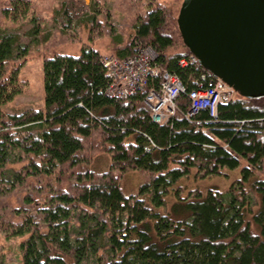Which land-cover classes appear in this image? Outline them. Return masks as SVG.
Listing matches in <instances>:
<instances>
[{
	"label": "trees",
	"instance_id": "trees-1",
	"mask_svg": "<svg viewBox=\"0 0 264 264\" xmlns=\"http://www.w3.org/2000/svg\"><path fill=\"white\" fill-rule=\"evenodd\" d=\"M134 3L123 18L106 0L64 1L50 22L29 13L31 0L0 5L15 24L0 25V234L20 238V264H264V97L228 93L214 115L189 114L188 93L216 77L191 59L177 2ZM67 44L77 52L58 50ZM140 45L183 84L165 122L144 102L159 75L125 97L106 92L104 51L123 58ZM31 53L43 104L5 112ZM230 171L224 189L180 183Z\"/></svg>",
	"mask_w": 264,
	"mask_h": 264
},
{
	"label": "water",
	"instance_id": "water-1",
	"mask_svg": "<svg viewBox=\"0 0 264 264\" xmlns=\"http://www.w3.org/2000/svg\"><path fill=\"white\" fill-rule=\"evenodd\" d=\"M177 24L199 65L240 95L264 97V0H182Z\"/></svg>",
	"mask_w": 264,
	"mask_h": 264
},
{
	"label": "built area",
	"instance_id": "built-area-1",
	"mask_svg": "<svg viewBox=\"0 0 264 264\" xmlns=\"http://www.w3.org/2000/svg\"><path fill=\"white\" fill-rule=\"evenodd\" d=\"M156 56L152 47L140 45L135 48L133 54L123 58L103 55L101 62L107 72L106 92L115 97L128 96L142 88L150 76H160L158 88H150L144 95V102L150 110L151 119L161 123L176 111V97L183 90V84L175 74L159 69L155 63ZM191 59L196 60L194 56ZM231 92L232 89L219 78L207 88L190 91L189 114L199 108L207 107L210 114L214 115L222 95Z\"/></svg>",
	"mask_w": 264,
	"mask_h": 264
},
{
	"label": "rangeland",
	"instance_id": "rangeland-1",
	"mask_svg": "<svg viewBox=\"0 0 264 264\" xmlns=\"http://www.w3.org/2000/svg\"><path fill=\"white\" fill-rule=\"evenodd\" d=\"M6 0H0V5ZM64 1H71V0H31V11L32 10L36 13H41L43 17L51 19V14L53 9L57 8L60 4ZM80 1V0H77ZM87 2L89 0H86ZM134 1L137 0H106L109 2V6L112 11V16L118 17L121 16L123 18L125 13L128 9L126 8L133 4ZM165 1V0H164ZM173 1L174 3L177 2L176 6H180L182 0H167ZM132 2V3H131ZM135 4V3H134ZM136 5V4H135ZM137 6V5H136ZM140 7V6H138ZM136 7H133L134 10ZM1 26H13L8 19H1L0 20ZM21 29L17 30L20 33L21 41H25L26 37L22 34V30L27 28V25L23 23L20 25ZM105 40L98 42L99 44L96 45L101 49H104ZM79 47L78 44H67L66 46H61L58 50L62 52H77V48ZM107 50L104 51L103 55H111ZM34 54V53H33ZM31 53V56L27 58L24 64L19 69V78L24 82L23 88L21 93L16 95L11 101L5 103L2 106L3 111L8 113H19L27 108L30 107H40L43 104V75H42V68H41V59L35 58ZM113 56V55H111ZM236 171L228 172L227 176H212L205 179H196L193 180L192 178L181 179L180 183L184 191L188 189H202L206 190L207 188H218L224 189L231 183V181L236 177ZM140 180V176L137 173H132L126 177V187L127 188H134L137 184V181ZM185 193V192H184ZM173 200L170 198V201ZM170 201H168L170 203ZM20 242L19 237H6L3 234H0V246L2 253L4 254V263L5 264H20V252L18 249V244Z\"/></svg>",
	"mask_w": 264,
	"mask_h": 264
},
{
	"label": "bare ground",
	"instance_id": "bare-ground-1",
	"mask_svg": "<svg viewBox=\"0 0 264 264\" xmlns=\"http://www.w3.org/2000/svg\"><path fill=\"white\" fill-rule=\"evenodd\" d=\"M159 83H160V80H159ZM159 83H158V86H159ZM158 88V87H157Z\"/></svg>",
	"mask_w": 264,
	"mask_h": 264
}]
</instances>
